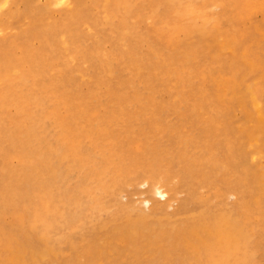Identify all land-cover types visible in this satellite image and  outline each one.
Wrapping results in <instances>:
<instances>
[{"label":"bare ground","instance_id":"bare-ground-1","mask_svg":"<svg viewBox=\"0 0 264 264\" xmlns=\"http://www.w3.org/2000/svg\"><path fill=\"white\" fill-rule=\"evenodd\" d=\"M104 1L110 12L128 4V0ZM226 1L233 6L230 10L234 20L237 17L242 20L241 36L216 39L220 20L213 19L207 7L189 1L174 11V22L163 33L175 45L180 44L182 36L201 35L205 52L212 58L224 60L226 54L222 49H233V59L245 66L247 72L241 79L213 78L219 104L229 112L236 106L244 110L241 120L221 126L219 114L204 119L201 111V120L195 115V110L208 103L209 95L200 100L188 99L183 90H176L180 101L190 100L193 104L181 111L179 122L164 123L165 105L160 97L151 91L152 94L144 95L136 90L129 96L104 83L102 76L113 73V63L95 67L91 91L85 92L79 84L81 69L68 68L61 58L72 60L78 56L85 62L97 58L98 48L77 50L80 49L77 41L81 39L73 44L75 48L69 49L73 33L86 23L87 9L82 6L72 9L74 0H46V8L38 6L37 0H0V34L13 28L23 31L18 42L0 39V173L7 183L5 190L0 191V221L10 214L11 228L21 221V228L27 229L31 216L11 213V198L18 197L23 202L25 198L24 203L30 200L42 205L38 193L50 196L55 189L61 203L77 211L68 217L69 212L61 208L57 199L55 209L49 203L44 217L64 215L73 220L81 214L84 203H88L87 195H94L95 189H99V198L90 206L110 205L116 209L117 217L127 214L128 220L121 227L103 225L106 229L103 244L94 242L92 254L93 260L101 258V264L119 262L127 255L139 264H187L192 257L195 263L207 264L211 248L223 255V264H257L253 250L255 234L249 223L256 211L264 217V167H258L257 162L264 153V99L253 79L263 69V59L252 58L250 53L241 56L238 38L247 39L251 45H263L264 26L255 22V18L259 14L264 16V0ZM13 3H24L28 9L11 11ZM52 5H62L71 11L47 24ZM104 12L107 17L106 8ZM26 19L31 24L30 30H25ZM115 30L118 37L125 38L122 27ZM236 31L237 26L233 25L231 33ZM35 38L41 39L40 47L31 44ZM199 51L201 48L194 52L187 49L179 57L192 62L193 54L198 55ZM142 68L138 64L137 71ZM51 72H58L59 76L51 77ZM259 77L264 80V73ZM102 83L106 85L103 89ZM131 99L134 105L128 107ZM102 101L109 110L94 116ZM60 110L68 114L64 119L59 117ZM83 139H88L87 146L83 145ZM13 158L18 166L11 163ZM72 159L73 164H68ZM73 171H78L79 184L68 182ZM110 173L112 185L105 183ZM31 176L37 179L31 180ZM176 178L179 182L174 184ZM95 182H99L97 188ZM141 184L147 186L142 202L148 208L120 201L121 197H132L135 193L130 189ZM204 189L207 197L201 194ZM181 192L187 195L180 200V208L170 214L169 210L174 209L170 202L176 201ZM231 196L237 197L236 201H230ZM53 199L56 197L50 201ZM154 208L166 215L163 220L149 219L145 212ZM132 211L137 221L130 218ZM167 215L187 217L180 226H173ZM39 218L42 220L34 223L49 230L45 218ZM260 227L264 235V224ZM3 228L9 232L8 225ZM87 238L88 232L82 242ZM47 243L50 245V239ZM47 243L41 235L34 236L33 230L31 234L27 230L9 244L7 256L0 264H51L52 251ZM123 244L126 245L121 247ZM78 245H73L71 251ZM88 252L85 248L73 253L88 258L89 262Z\"/></svg>","mask_w":264,"mask_h":264},{"label":"rangeland","instance_id":"rangeland-1","mask_svg":"<svg viewBox=\"0 0 264 264\" xmlns=\"http://www.w3.org/2000/svg\"><path fill=\"white\" fill-rule=\"evenodd\" d=\"M188 1L207 7L209 15H211L213 19H217V21L220 20L218 24L221 25V29H218L219 31L217 34L214 33L216 39L222 38L226 40L225 36L228 38H231L232 36H241V30L243 29V25L241 24L242 20L239 17L236 18L235 13L234 15L237 22L234 20L233 12L230 10V8L233 9V6L229 5L226 0H177L173 2H169L167 0H156L155 2H153V0H143V2L128 0L127 6L124 4L119 5L116 12H110L109 9H107V4L104 0H74V7L72 9H75L77 6L85 7L87 9L86 15L88 18H86V23L83 28L78 29L75 33H73V38L71 37L70 42L68 41L69 49H72L73 47L75 48L73 44L77 40L81 39V41H77L78 47L80 48L77 49L78 51L83 52L85 48L88 47L98 48L99 51L95 60L85 62L78 56L72 60H68V58L63 56L61 61L65 63V66L68 68L74 70L81 69L78 73L79 84L85 92L91 91V81L94 79L93 75H96L94 73V70H96L95 67L105 64L111 65V63H113L115 67H113V73H109L107 76H102L104 83L112 86L117 91H124V94L129 96H132L133 90H136L144 95L153 93L155 97H160L159 99H161L165 105L163 110L164 123L179 122L181 111H184L188 106L193 104L190 100L181 102L180 98H178V95L176 94V90L185 91V97L188 99L197 98L200 100L205 98V94L209 95L207 99L208 103L205 104L201 110H195V115L199 120H201V111L205 114L204 119L209 117L211 118V116L215 113L219 114L218 116H220V119L222 120L220 123L221 126H227V123L232 120H241L244 117V110L241 106H236L232 108L233 110L231 112H229L228 109L219 104L216 96L218 88L215 80H213L214 77L223 79L225 76L231 79H241L242 74L247 72L245 66L242 65L240 61L234 60L231 56L234 53L233 49H222L226 54V58L218 61L205 52L206 49L203 47L204 39L201 35H195L193 38L182 36L179 41L180 44L178 45L169 42L163 35L166 26L169 23L174 22V11L183 8ZM36 3L41 8H46V0H37ZM157 3L158 5L155 6ZM105 8L108 11L107 17H104ZM27 9L28 8L25 7L24 3L19 5L17 3H13L10 6V10L15 12H25ZM68 9L70 8L62 5H52L50 8V17L46 19V23L51 24L61 16L69 13L71 10ZM229 17L230 20H228ZM231 18L234 21H231ZM24 21L25 30H30L31 24L28 22V19ZM221 21L223 23H221ZM255 22L264 26V16L259 14L257 18H255ZM233 25L237 26V31L235 33H231ZM115 27H122V29H124V39L118 37ZM21 32H23L21 29L13 28L4 34H0V39L3 41L18 42ZM76 36H79V38H74ZM211 42L213 43L212 38ZM238 42L241 56L245 53H250L252 58L257 59V57H261L263 59V69L258 71L260 72L259 75H256L253 80L254 83L257 84L261 96L264 99V80L259 77L264 73V42L261 43L263 44L262 46L257 44L251 45L250 41L243 38H238ZM31 44L34 47H40L41 39L35 38L31 41ZM200 48L201 51H199L198 55L193 54L192 62H188L186 59L179 57V55L184 53L187 49L194 52V50H200ZM138 64L143 67L141 71H137ZM139 73L140 75H138ZM50 76L58 77L59 73L51 72ZM123 82L124 84L122 85ZM105 84H101V89L105 88ZM133 101L134 100L131 99L128 102V107L134 105ZM102 102L99 108L93 112L94 116L104 115L106 111L109 110L106 106L107 104ZM66 115L68 114L65 111H59L60 119H64ZM183 130L187 131V128H184ZM197 131H199V128ZM165 137L172 139V136L169 135H166ZM87 140L88 139H83L84 146H87ZM6 145L7 143H5V146ZM73 161L74 160L72 159L68 164L72 165ZM12 162L14 165L18 166L16 158H13L11 160V163ZM257 162L258 167H264V153L258 156ZM110 174L112 175L108 177L105 183L109 182L111 184L109 179L113 178V173ZM78 178V171H73L70 174L68 182H72L74 185L77 183L79 184ZM36 179L37 176L34 178L31 176V180ZM178 182V178L173 181L174 184ZM109 183L107 185H109ZM6 184L5 177L0 173V191L5 190L7 187ZM98 184L99 182H95V188H97ZM146 189L147 186L145 184H141L136 188L134 187L133 189H130V191L135 194L132 195V197H121L120 201L124 204L132 201L138 208H148L142 202L145 198L143 192ZM42 191L44 190H39L37 192ZM208 191H210V189H208ZM99 192V189H95L94 195L91 193L87 195L88 198L86 200L88 203H84L81 214L79 216L76 215V218L73 220H67L63 214V217H59L58 215H54L53 218L51 215L44 217L46 207H49V203L50 208L55 209V205H57L60 200L61 196L56 189L53 191V194L50 192V194H52L50 196L47 193H38L40 199L42 200V205L33 204L30 200H28L27 203H24L25 198H23V202L18 197H12L11 213H17L20 216L26 213L27 216H31V220L29 221L30 224L27 226V229L24 227L21 228L19 225L21 224V221H19L17 227L14 224L11 228L10 224L12 225L13 217L10 214H7V216L4 215L3 221H0V233L2 235L0 237V261L6 258V249L9 244L12 243L13 239L17 240V236L21 238L22 234H25V231L27 230L31 234V230H33L34 236L41 235L42 239L46 243L47 240L50 239V245L48 243L47 245L52 251L51 264H62L68 261H71L73 264H101V258L99 260H93L92 254L95 243L100 245L103 244L105 236L104 232L106 230L103 229V225H108L107 228L111 225L114 227H121L128 222V220L126 218L127 214H123L125 218L124 216L120 218V215L117 217L116 209L110 205L99 203L97 207H91L90 204H92V202L95 203L96 199L99 198L97 196ZM201 194L204 197L208 196L206 189L201 190ZM186 195L187 194L185 192H181L176 195V201L171 200L170 203L173 204L174 209L169 208L172 209L169 210L170 214L180 208V200L184 199ZM55 197L56 199L50 201V199ZM236 199L237 197L231 196L230 201H236ZM60 204L61 208L65 209L66 212H69L67 215L68 217L77 211L74 208L72 209L64 206L61 203V200ZM145 213L150 215L149 219L153 222L161 221L166 216L163 212L161 213L157 211L156 208L146 210ZM39 217L45 218L44 223L50 228L49 230H45V228L41 225L40 226L42 228H40L36 224L38 221L42 220V218ZM167 217L171 218L169 220L173 226H180L185 222L184 219H186L187 215H167ZM188 217H191V215ZM130 218L133 221L138 220L134 211L131 212ZM34 219L36 220L34 221ZM263 224L264 217L256 211L252 220H250L249 229H252L255 234L256 246L254 245L253 250L256 252L257 264H264V235L263 230L260 227ZM4 225H8L9 232L3 228ZM34 226H36V228ZM29 227L31 228L29 229ZM112 228L113 227H111V229ZM86 232H88V238L82 242L83 236ZM120 241L122 243H126L123 240ZM76 243L79 245L75 250L85 248L88 249V254L91 258L89 262L88 258H82L79 254H74L73 252H75V250L71 251V247ZM3 245H5L6 248H4ZM125 245L126 244H123L121 247ZM211 250V258H209L207 264H223V255L217 252L214 248H211ZM143 260H145L144 256ZM124 263L139 264V262L128 255L119 262H109V264ZM104 264H108V262H105ZM187 264L200 263H195L194 258L192 257Z\"/></svg>","mask_w":264,"mask_h":264}]
</instances>
